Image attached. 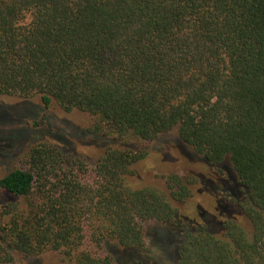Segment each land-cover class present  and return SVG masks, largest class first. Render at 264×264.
<instances>
[{
	"label": "trees",
	"instance_id": "trees-1",
	"mask_svg": "<svg viewBox=\"0 0 264 264\" xmlns=\"http://www.w3.org/2000/svg\"><path fill=\"white\" fill-rule=\"evenodd\" d=\"M0 95L84 112L114 144L93 168L50 141L18 158L0 178V264H158L149 233L180 238L175 264H264V0H0ZM172 131L214 172L229 161L251 236L207 213L180 223L175 174L168 194L129 187Z\"/></svg>",
	"mask_w": 264,
	"mask_h": 264
},
{
	"label": "rangeland",
	"instance_id": "rangeland-1",
	"mask_svg": "<svg viewBox=\"0 0 264 264\" xmlns=\"http://www.w3.org/2000/svg\"><path fill=\"white\" fill-rule=\"evenodd\" d=\"M94 120V117L78 110L65 112L54 102L46 108L38 96L22 99L0 95V178L17 168L18 158L31 146L45 141L58 144L64 154L80 157L93 168L103 151L114 145L111 140L97 139L88 133ZM219 168L223 173L214 172L202 156L179 141L176 132L172 131L149 144L146 158L132 167L134 176L128 184L132 189L153 188L168 194L166 179L175 174L190 192L184 203L173 202L178 209L180 223L200 224L204 213H207L217 222L226 218L236 220L251 236V223L239 206L246 194L237 185L227 159ZM10 200L0 192V204ZM5 221V217L0 219V225ZM212 230L216 229L213 227ZM154 237V233H149L147 238L152 258L158 264H175V247L180 238L166 243L163 234L152 240ZM121 263L130 264L128 259H121ZM7 264L74 263L59 252H46L27 258L14 254L13 261Z\"/></svg>",
	"mask_w": 264,
	"mask_h": 264
}]
</instances>
